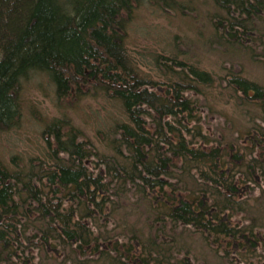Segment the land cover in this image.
Returning a JSON list of instances; mask_svg holds the SVG:
<instances>
[{
	"label": "trees",
	"instance_id": "obj_1",
	"mask_svg": "<svg viewBox=\"0 0 264 264\" xmlns=\"http://www.w3.org/2000/svg\"><path fill=\"white\" fill-rule=\"evenodd\" d=\"M143 1L0 0V135L35 77L68 109H120L99 147L53 118L43 157L0 160V264H264V84L231 63L264 71V0H205L189 51L154 57L163 81L128 47ZM195 1L155 2L188 17ZM195 45L231 67L194 65Z\"/></svg>",
	"mask_w": 264,
	"mask_h": 264
},
{
	"label": "rangeland",
	"instance_id": "obj_2",
	"mask_svg": "<svg viewBox=\"0 0 264 264\" xmlns=\"http://www.w3.org/2000/svg\"><path fill=\"white\" fill-rule=\"evenodd\" d=\"M155 1L160 0H144L135 10L128 25L127 41L133 61L140 72L155 81H163L154 65V57L158 54L167 56L174 47L182 52L187 47L186 42L189 38L196 41L198 31L196 21L206 25L205 15L209 11V4L207 7L205 0L195 1L194 10L188 13V17H182L177 12L176 5H171L170 9L160 2L157 5ZM174 3H180V0H175ZM189 49L186 48L185 51ZM188 54L193 58L190 62L194 65L219 77L224 75L225 69L231 67L230 62L217 53L202 50L197 45ZM231 63L237 66V69L240 68L246 78L264 84L262 69L244 59ZM69 101L67 100L66 104ZM66 106L65 101L58 103L53 87L43 77H35L24 82L21 119L16 128L0 135V160L9 164L13 156L23 161L43 157L45 144L41 135L42 129L53 118L66 117L99 147L96 132L103 129L105 124H111L120 113L119 106L114 101L101 97L84 99L72 109ZM231 113L232 109L229 108L228 114Z\"/></svg>",
	"mask_w": 264,
	"mask_h": 264
}]
</instances>
